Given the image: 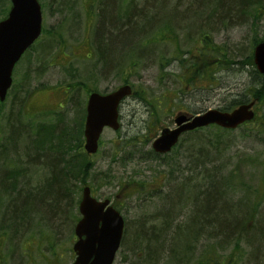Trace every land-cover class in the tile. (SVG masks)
Returning a JSON list of instances; mask_svg holds the SVG:
<instances>
[{"label":"rangeland","instance_id":"374dc122","mask_svg":"<svg viewBox=\"0 0 264 264\" xmlns=\"http://www.w3.org/2000/svg\"><path fill=\"white\" fill-rule=\"evenodd\" d=\"M38 1L45 6L42 12L41 36L15 65L12 87L6 100L0 103V142L13 135L20 140L13 143L16 148H24L26 141L27 145H33L29 140L21 139L22 135H32L28 125L52 127L57 124L53 120L56 118L55 114L60 111L66 112L69 118L65 119L64 123L65 126L69 123L71 127L75 116L84 110L89 92L107 94L124 85L126 80V84L134 88L132 91L137 94L125 99L121 104L119 130L104 129L102 132L98 152L88 157L92 169L82 187L88 186L94 198H110L124 219L127 235H124L125 241L122 238L114 264H126L124 257L129 262L127 264H149L143 261L142 248L132 249L133 244L129 245L133 242L130 234L133 231L130 228L134 229L137 224H141L146 229L158 223L156 215L166 205V194L170 192L172 183L180 182V179L187 176L192 178L193 174L187 175L189 171H177V168L183 169L186 162L183 152L177 148H173L160 162L140 159V152L151 149V143L161 129L173 128L176 115H196L209 109H220L240 94L250 97V89L246 88L247 67L237 64L242 60L238 50L246 52L255 38L264 36V17L256 15L250 19L249 16L248 23L241 22L238 25L223 26L217 23L207 26L208 29L205 30L212 37L213 44L223 47L224 54L236 62L215 75L219 78L217 87H210V82L205 79L200 80L194 87L187 82L188 78H192L190 73L181 71V81L175 80L170 78V73H178V67L164 65L166 67L161 68L160 63L163 64L177 53L193 49L198 32L182 31L181 27L174 26V41L153 44L147 51H140L141 57L138 59L141 63L136 61L134 69L130 68L129 60L122 63L124 66L121 65V69L116 68V63L113 64L115 68L103 69L95 54L98 51L92 52L89 45L91 41L96 49L95 42L92 36H88L92 7H95L94 12H97L96 8L97 5L100 7L101 0H95V6L91 5L90 0H74L72 11L66 12L65 9L60 16L55 17L50 14L48 0ZM137 1L139 0H135ZM168 1L173 0L159 5L163 18H170L173 13ZM174 1L170 4L178 11L183 13L188 8L186 0ZM119 5L120 2L117 8ZM174 22L178 20L175 19ZM57 25L63 28L60 32L56 30ZM109 60L107 59L108 62ZM73 95H77L75 101ZM141 98L144 100H140ZM254 110L258 120L264 118V102H257ZM32 118L34 121L30 123ZM253 127L257 125L240 127L223 136L232 141L231 147L223 152L227 162L225 172L238 167V170H232L235 172L231 174L235 194L230 195L233 198L229 199H233L234 203L244 197L250 205L258 200L255 188L260 192L264 191V133L258 137L250 134L248 128ZM213 133V130L209 132ZM44 134L47 133H42V138ZM44 138L46 139V136ZM42 154L43 151L40 152V155ZM169 168L173 169L171 175L168 174ZM227 173L223 174L228 176ZM43 175V170L33 167L27 169L26 176L36 181H43ZM168 177L171 180L167 181ZM246 190L250 193H245ZM80 194L81 189L79 199ZM0 201L3 205L8 201L1 192ZM41 213L34 216L28 230L19 233L16 238L13 239L12 234L7 233V240L0 248V264L72 262L73 226L79 217L77 206L73 209L72 205L70 211L65 213L64 222L57 221L56 224H52V220L44 214L42 216L44 215V220L48 222H41ZM182 218V214L177 217L180 221ZM178 239L174 244L175 248L178 246ZM232 247L233 245H229L219 250L211 240L203 239L186 259L173 263L172 259L160 260L157 264H199L200 260L204 262L205 258H209L206 257L209 254L218 264H228L222 260L225 261L230 255L232 260L229 264H232L241 255L244 259L238 260L236 264H243L249 258L251 248L244 241L240 242V252H232Z\"/></svg>","mask_w":264,"mask_h":264},{"label":"trees","instance_id":"16d2710c","mask_svg":"<svg viewBox=\"0 0 264 264\" xmlns=\"http://www.w3.org/2000/svg\"><path fill=\"white\" fill-rule=\"evenodd\" d=\"M94 1L90 0L93 6H95ZM114 1L101 0L100 7L97 5L96 8L98 13L94 12L95 7H92L90 14L92 22L88 36H92L96 49L91 41L88 44L91 45L92 52L98 51L95 54L103 69L115 68L113 67L115 63L116 68L121 69V65L127 60L130 68L134 69L136 61L141 63L138 59L141 57L140 51L145 52L153 44L160 42H173L176 30L173 27H181L182 31L198 32L195 46L193 49L177 53L163 64L160 63V67L176 68L177 66L179 72L170 73V78L175 80L181 81V71L190 73L192 78H188L187 82L194 87L200 80L209 81L210 87H217L219 78L215 75L236 62L224 54L223 47H216L213 44L212 37L205 30L208 29L206 27L217 23L223 26L248 23L249 16L250 19L256 15L264 17V0H186L188 5L185 13L186 21L181 26L178 22H174L173 15L170 18L161 17L159 5L162 2L165 4L167 0L137 2L118 0L121 16L118 15L119 2ZM51 2L55 6L54 12L60 11L69 2L74 4V0H48L49 6L52 5ZM173 2L175 1H168L169 7L177 13L178 9L171 5ZM8 9L9 1L7 0L6 5V0H0V20L6 16ZM240 13L243 14L242 17ZM201 24L203 26L196 27ZM263 39L264 36L260 39L255 38L246 52L242 53L240 49L238 50L242 60L237 64L247 67L246 88L250 89V97L246 94L240 95L220 110L230 111L250 101L264 102V77L256 70L252 57L254 46ZM31 49L32 47L29 50ZM107 59H110L109 62ZM136 94L132 91L131 96L134 97ZM76 97L77 95H73V101ZM84 115V110L76 115L71 127L69 123L65 126L64 121L69 117L63 111L55 114L56 118L53 121L57 124L52 127L28 125L32 135L30 137L22 135L20 138L24 141L29 140L33 145L31 143L27 145L26 141L27 147L25 145L22 149L13 145L19 140L17 136L9 135V139L7 137L4 142H0V192L8 198L5 205L0 201V212L2 211L0 248L7 240V233L12 234L13 237H10L13 239L16 238L19 233L30 227L31 219L41 212V222L46 215L54 224L57 221L64 222L66 211H70L72 205L73 209L77 206L79 191L86 183L88 173L92 169V165L88 162L90 155L85 153L82 147ZM30 121L32 123L34 118ZM254 124L257 127L248 128V132L258 137L264 133V118L258 120L255 116L241 127ZM212 130L214 133L209 134ZM232 131L216 126L196 129L185 133L174 147L181 150L186 159L183 169L180 167L177 171H189L187 175L193 174V177L187 176L180 179V182L172 183L170 192L166 194V205L156 215L155 219H158V223L146 229L141 224H137L134 229L130 228L133 231L130 233L133 242L129 245L133 244L132 249L142 248L143 261L149 264H157L160 260L169 259H172L171 263L180 262L186 259L198 242L204 239L211 240L219 250L233 245L231 251L236 253L240 252V242L244 241L251 251L248 253L249 258L243 264L250 262L264 264V191L260 192L255 188L258 200L250 205L244 197V200L238 203L229 199L233 198L230 195L235 194L231 174L238 170V167H234V172H232L234 169L225 172L227 162L223 152L231 147L232 141L223 136ZM42 133H47L44 134L46 139L41 137ZM53 139L57 142H53ZM41 151L46 158L41 157ZM140 153V159L145 158L151 162L165 159V155H158L151 149ZM30 167L43 170V181H36L26 176ZM172 172L173 169L169 168L168 174L171 175ZM223 173H227L228 176ZM166 180L171 179L168 177ZM245 193L250 192L246 190ZM180 214L183 217L181 221L177 219ZM8 216L10 219H7ZM44 221L48 222L46 219ZM124 232L126 236L127 228H124ZM125 236H123L124 241ZM180 237L181 239H178ZM177 239L179 247L175 248ZM254 255H256L255 259ZM206 257L209 258H205L204 262L200 260L199 264H218L212 255ZM124 259L126 264L129 263L126 257ZM241 259L244 258L239 255L238 260ZM231 260L230 255L222 261L229 264ZM238 260L233 263L236 264Z\"/></svg>","mask_w":264,"mask_h":264},{"label":"water","instance_id":"95a60500","mask_svg":"<svg viewBox=\"0 0 264 264\" xmlns=\"http://www.w3.org/2000/svg\"><path fill=\"white\" fill-rule=\"evenodd\" d=\"M10 3L6 18L0 21V102L4 101L12 84L15 64L41 32V11L37 0H10ZM253 63L264 77V40L253 49ZM130 95L129 85L105 95L96 92L89 95L83 131L86 153H96L104 128L118 130V106ZM254 104L250 101L228 112L209 109L192 116L179 114L174 118V127L163 128L151 148L157 154H166L183 133L210 125L236 129L254 118ZM78 212L81 217L74 229L77 241L73 245L76 258L72 264H112L123 234L122 216L110 206L108 199H94L88 187L82 190Z\"/></svg>","mask_w":264,"mask_h":264},{"label":"flooded vegetation","instance_id":"af4514ba","mask_svg":"<svg viewBox=\"0 0 264 264\" xmlns=\"http://www.w3.org/2000/svg\"><path fill=\"white\" fill-rule=\"evenodd\" d=\"M51 4H52V2H51ZM39 5H40V10H41V16H42V12H43V8H45V6H43V4L42 3H39ZM68 5H72V2H69V4ZM68 5H66V6H64V7H62L61 8V10L60 11H57V12H54L55 11V6L52 4V5H48V8H50L49 10H50V14L51 15H53L54 14V17L55 16H60L61 15V13L65 10V9H67V7H68ZM72 9H73V6H72ZM62 21V20H61ZM60 21V22H61ZM92 21V18L90 19V21H89V23ZM88 23V24H89ZM91 24V23H90ZM90 24H89V26H90ZM42 25V24H41ZM63 28L61 27V25H57V29L56 30H58L59 32H60V30H62ZM41 31H42V27H41ZM88 31H90V29L88 28ZM90 94V93H89ZM88 97H89V95H87V97H86V102H85V104H84V110H86V105H87V99H88ZM63 106H62V104H61V107L60 108H62ZM73 238H74V241L76 240L75 239V237L73 236ZM72 256H73V260H74V254H72ZM73 260H72V262H73ZM72 262L70 263V264H72Z\"/></svg>","mask_w":264,"mask_h":264},{"label":"bare ground","instance_id":"6f19581e","mask_svg":"<svg viewBox=\"0 0 264 264\" xmlns=\"http://www.w3.org/2000/svg\"><path fill=\"white\" fill-rule=\"evenodd\" d=\"M72 9V5H68V7H67V9H66V12H70V11H72L71 10ZM186 11H187V8L185 9V11L182 13V12H180V11H178L177 13H175V12H173V17H175V19H177L178 20V22H179V24L182 26L183 25V23H185V21H186V16H185V13H186ZM97 15V14H96ZM242 15L243 14H241L240 13V17H242ZM93 16V15H92ZM91 17V16H90ZM92 18V17H91ZM90 18V19H91ZM97 18H99V15H97ZM201 26H203L202 24L201 25H199V26H196L197 28H199V27H201ZM88 28H89V25H88ZM196 29V28H195ZM148 33V32H147ZM240 95H243V94H240ZM53 142H57L56 141V139L54 140L53 139ZM46 155V154H45ZM41 157H44V158H46L45 156H44V154H42L41 155ZM48 158H51L50 156H47ZM12 215H14V214H12ZM12 217V216H11ZM10 219V216H8L7 217V219ZM7 222V220L5 219V223ZM18 225L16 224V227H17ZM18 236H19V234H18ZM17 237V236H16ZM256 258V255H254V259Z\"/></svg>","mask_w":264,"mask_h":264}]
</instances>
